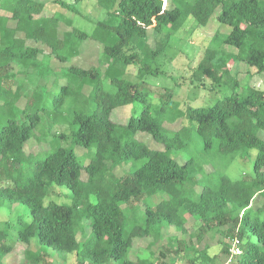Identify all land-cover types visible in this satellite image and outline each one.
Instances as JSON below:
<instances>
[{"label":"trees","instance_id":"16d2710c","mask_svg":"<svg viewBox=\"0 0 264 264\" xmlns=\"http://www.w3.org/2000/svg\"><path fill=\"white\" fill-rule=\"evenodd\" d=\"M83 1L50 0L55 11L49 14L48 3L0 0V45L4 47L0 58L8 57L0 76L15 60L25 64L49 52L65 62L66 56L58 51L78 44L72 52L76 59L94 40L103 45L98 46L102 54L98 66L70 67L75 84L61 87L55 97L57 106H62L75 95L74 89L77 93L84 87L92 89L88 100L95 102V112L76 110L72 118L76 127L72 144L95 149L87 166L81 165L68 147L57 148L43 160L44 152H28L41 121L39 112L29 111L32 101L27 102L21 121L9 110L0 109V207L22 204L29 211V224L18 218L12 225L24 247L26 264H51L48 259L54 254L64 264H184V256L188 257L185 264H214L216 256L209 255V246L198 249L193 243L195 237L206 234H219L226 242L239 241L241 253L233 256V264H264V89L242 86L232 73L236 65L244 64L264 74V0H112L117 8L110 12L99 3L109 13L105 21L97 23L93 35L71 23L80 15L75 6ZM58 11L65 14L53 15ZM190 17L199 27H206L216 17L220 27L230 30L219 46L206 48L190 77L198 87L209 81L211 90L225 89V93L211 106L184 110L173 99V91L166 90L154 103L159 104L158 113L170 111L173 123L186 120L202 140L204 151L215 150L222 156L257 152L251 177L231 180L222 174L203 179L196 197L187 192L188 184L196 192L195 163L181 155L193 139L181 132L166 133L163 120L149 109L153 94L149 84L147 92L144 81L136 83L124 79L125 73H112L114 66L123 70L135 66L140 80L158 77L157 59ZM81 44L85 46L80 49ZM5 78L0 77V83ZM102 78L109 79L114 93L104 90ZM136 103L148 104L139 117L131 116L124 125L112 120L114 110ZM140 134L160 148L140 144ZM143 160L146 162L131 174H114L123 165ZM25 166L32 170L31 175H25ZM53 186L69 189L70 204H46ZM160 192L167 198L147 207L144 223L126 232L122 206L129 209ZM191 219L192 231L188 227ZM82 222L91 228L84 242L78 239ZM165 236L167 245L161 246L156 260L131 257L135 244L148 239L147 249L155 256L153 248L161 245ZM11 241L0 228V264L14 252ZM226 242H221L222 251L232 256ZM67 255H73L74 261L67 263Z\"/></svg>","mask_w":264,"mask_h":264},{"label":"rangeland","instance_id":"374dc122","mask_svg":"<svg viewBox=\"0 0 264 264\" xmlns=\"http://www.w3.org/2000/svg\"><path fill=\"white\" fill-rule=\"evenodd\" d=\"M38 2L48 3L49 14L54 12L53 6L50 5V0H36ZM71 3V0H65ZM103 4L109 12L117 8L116 4L112 0H84L75 6L77 12L80 15H76L72 18L73 27L85 32L89 35L95 34L97 23L105 21L107 19V12L104 7L100 6ZM171 7V5H170ZM63 13H53L59 15ZM61 14V15H62ZM65 17V16H63ZM61 17L65 20V18ZM66 17H69L66 15ZM70 18V17H69ZM63 20V21H64ZM66 21V20H65ZM62 30H67L62 26ZM230 33L229 29L220 27L217 23L216 17L206 27H199L193 17H190L184 26L173 36L170 47L168 50L161 55L156 62V67L159 68L160 75L158 77L149 78L148 76L143 80L138 78L137 67L131 66L125 70L120 67H113L112 73L117 76L120 72L124 75V79L141 83L144 81L145 90L148 92L149 89L153 92L150 96V111L154 116L163 120V126L168 135H174L176 132H181L186 138H192L193 144L190 148L182 155V159H192L195 163L196 170L198 172L197 179L198 184L195 186L196 192L191 190L190 184L187 185L188 195L196 197L200 191V187L206 180H211L218 177L219 175H226L231 180H240L244 177H251L253 175L254 161L257 156L256 151H251L249 154L239 155H220L215 150L204 151L202 140L197 137L194 132L188 127L186 120H178L173 123L171 119L170 111L164 115L158 113L160 97L166 92V90H172L174 97L173 99L181 104V109H186L188 106H211L215 104L219 99L222 98L225 93V89L222 92L218 89L211 90V83L205 82V85L196 86L192 84L190 77L194 69L198 66L202 60L204 52L208 46H219L222 38ZM100 40H94L93 44L90 45L87 52H83L81 56L73 59L72 52L78 44L75 46H69L58 51V55L62 54L66 56V61L61 62L54 58V55L50 53H43L42 57L34 60H29L25 64H19L15 60L12 64L8 65L6 73L0 77L7 78L2 79L0 83V105L3 106L0 109L9 110L10 114L17 116L18 120L21 121L23 110L28 101H32L29 108L31 113L39 112L41 121L34 131V137L29 141L31 145L28 148L29 153H42L44 154L40 159H44L45 156L52 153L59 147L72 148L78 161L81 165L87 166L91 158L94 155L95 149H85L81 146L73 145L71 142L72 133L76 130V127L72 125L73 113L76 110H80L86 114H93L97 109L95 102L88 100L91 87H84L80 93H77L74 89L75 95L65 100L62 106H57L55 97L59 95L60 89L63 86L75 84L73 76L70 74L69 69L72 66L90 68L91 66H98V58L101 55L100 48L103 46ZM74 44V43H73ZM152 46L153 41H151ZM85 45L81 44L80 49ZM4 48V47H3ZM3 48L0 45V50L3 52ZM18 51V50H17ZM8 57L0 58V69L5 67V60ZM104 70V69H103ZM102 70V71H103ZM233 75L241 82L244 86L249 84L251 87L258 89H264V74H258L255 69H251L244 64L236 65L233 70ZM103 87L105 91H113L110 86L109 79L102 78ZM78 89V88H77ZM21 95V99L18 100ZM87 101L86 107L83 103ZM5 106V107H4ZM148 108V104L136 103L134 105L126 106L120 109H116L112 113V120L118 124H127L131 116L139 117L145 108ZM5 113V112H4ZM7 115V113H5ZM64 134V138H60V135ZM140 144H144L153 149H159V145L151 140L148 136L140 134L137 137ZM146 160L143 161H132L127 165H123L116 169L114 174L116 176H122L124 174H131L133 169L142 166ZM24 173L26 176L32 174V170L25 166ZM83 179L85 174L83 173ZM202 182V184L200 183ZM51 195L47 197L46 204L49 202H55L56 204H70L71 193L66 187L53 186L51 188ZM167 198L165 193H157L154 196L147 197L132 205L131 208L127 209V206L123 205L124 213L126 216V228L125 231H130L133 227L141 225L145 221V209L147 207H154L161 201ZM95 201V197L91 198ZM18 218H21L24 225H27L31 221V217L28 209L22 204H16L9 206L7 203L0 207V228L4 229L6 233L12 238L11 244L14 247V252L7 256L5 264H26L24 260V247L17 240V232L12 226ZM193 220L191 219L188 227L190 231L193 228ZM82 229L78 233V239L84 242L89 235H91V228L88 227L86 222H82ZM197 229V225L195 226ZM171 235H177L176 232H171ZM169 236V235H168ZM165 236L164 241L161 245L153 248L155 256H150V250L147 249L150 239L147 241H140L135 244V250L132 254V258L140 257L147 258L150 260H156L157 256L160 255L161 246L167 245V238ZM199 239V240H198ZM225 241L219 234H206L199 238L195 237L193 243L198 249H203L205 246H209V255L212 257L216 256L214 264H233L234 258L230 255L225 254L222 251L221 242ZM230 249L233 248V242H226ZM57 256V257H54ZM52 258L48 259L51 264H64L63 261L54 254ZM187 256H184L183 263H186ZM75 257L73 255H67V263L73 262Z\"/></svg>","mask_w":264,"mask_h":264},{"label":"built area","instance_id":"2783aa9c","mask_svg":"<svg viewBox=\"0 0 264 264\" xmlns=\"http://www.w3.org/2000/svg\"><path fill=\"white\" fill-rule=\"evenodd\" d=\"M231 253H232V257L239 255L241 253L240 248H239V241L234 242L233 248L231 249Z\"/></svg>","mask_w":264,"mask_h":264}]
</instances>
